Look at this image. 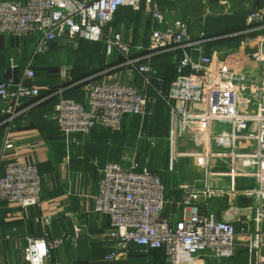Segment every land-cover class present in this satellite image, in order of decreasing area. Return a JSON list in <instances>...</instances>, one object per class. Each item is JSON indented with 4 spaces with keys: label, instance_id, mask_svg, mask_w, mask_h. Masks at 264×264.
Masks as SVG:
<instances>
[{
    "label": "built area",
    "instance_id": "1",
    "mask_svg": "<svg viewBox=\"0 0 264 264\" xmlns=\"http://www.w3.org/2000/svg\"><path fill=\"white\" fill-rule=\"evenodd\" d=\"M146 3L147 15L162 28H153L148 37L147 52L130 56L129 47L118 33L105 38L106 53L117 49L128 72H137L145 85L156 74L150 64L158 52H179L175 76L166 91L157 95L168 105L170 151L167 169L173 170L177 157L174 145L180 136L192 141L195 155L202 159L201 177L192 183H181L180 218L164 215L172 201L165 196L160 176L146 167L137 169L131 159L127 166L107 162L100 169L94 211L109 218V228L102 234L108 250L104 259L125 264L130 244L135 252L163 249L167 264L214 262L233 257L238 236L245 239L247 264H264V68L261 75L239 72L229 66L224 53L215 48L206 52L209 38L204 31L193 39L188 24L181 19H167L154 0H0V34L13 37H36L37 43L18 79H0V125L6 131L15 120L28 115L41 101L36 85L34 56L48 44L61 39L99 41L103 28L113 20L121 6L134 10ZM229 12L228 0H217ZM202 19L210 14L204 1ZM243 31L251 35L247 46L252 58L264 67V9L253 7L244 19ZM141 49V46H138ZM175 55V54H174ZM10 69L17 67L9 59ZM70 65H64L60 77L70 81ZM261 78L263 80H261ZM29 82V83H26ZM65 90L59 88L58 93ZM86 103L59 95L45 116L56 122L67 143L80 145L73 135H86L99 124L120 131L126 115H144L147 97L133 83L115 80L90 86ZM193 107H189V105ZM219 125L220 129L214 130ZM138 138L154 144L155 139L143 132ZM13 147L6 138L2 152ZM237 177H249L251 187L236 188ZM228 179L224 186L220 181ZM236 200L243 196L253 211L251 228L240 219L239 232L232 221L218 218L211 209L213 198ZM41 198L40 176L36 165L10 160L0 172V201L17 202L22 207L37 205ZM73 212H65L72 217ZM44 217V223L52 221ZM68 236L53 237L43 232L28 237L23 259L28 264H47L51 252ZM77 264V263H69Z\"/></svg>",
    "mask_w": 264,
    "mask_h": 264
},
{
    "label": "crops",
    "instance_id": "2",
    "mask_svg": "<svg viewBox=\"0 0 264 264\" xmlns=\"http://www.w3.org/2000/svg\"><path fill=\"white\" fill-rule=\"evenodd\" d=\"M154 1L168 20L186 21L193 39L198 37L200 31H204L209 38L206 52L211 48L220 50L229 66L242 73L261 75L263 68L252 58L251 48L246 45L251 35L243 29L248 12L254 6L264 9V0H228L230 11L227 13L217 0ZM204 1L210 8V14L202 19ZM147 6L142 1L139 10L128 6L119 7L113 20L103 28L99 41L79 38L70 41L71 44H64L61 39H57L50 42L45 50L35 54L34 69L41 102L28 115L17 118L11 129L6 131L5 126L0 125V172L10 160L36 165L41 198L37 205L29 207H22L17 202L0 201V264H28L23 259L27 238L40 237L45 231L53 237L68 236L51 252L47 264H116V261L104 259L108 245L102 234L109 228V218L93 209L100 169L107 162L127 166L133 158L138 164L137 169L146 167L156 172L164 185L165 196L172 201L164 215L172 220L181 217L179 201L182 192L178 185L192 183L201 177L198 168L201 169L202 159L195 155L192 141L180 136L174 145L178 154L174 169H167L170 151L168 105L157 95L158 91H166L173 80L179 52L154 54L150 64L156 74L151 83L145 85L140 74L128 72L122 64L123 56L117 49L107 54L105 48V38L118 33L121 41L128 45L130 56L145 54L151 30L163 27L147 15ZM36 43V37L0 34V79H18ZM10 58L17 63L14 69L9 67ZM64 65L71 66V80L68 82L74 79L77 83L82 81L81 84L65 83L60 77ZM115 80L133 83L147 97H155L156 101L146 104L147 113L144 115H126L122 119L120 131L96 124L86 135H73L80 145L67 143L56 122L47 118L45 113L51 111L59 95L85 104L90 86ZM64 86L65 90L58 93L59 88ZM4 105L5 102L0 100V109ZM216 128L220 129L219 125ZM139 132L154 137L155 143L140 140L137 136ZM5 138L13 147L2 152ZM177 171L188 172L191 180L175 176L173 179ZM220 183L227 186L228 179ZM234 185L236 188L251 187L253 180L237 177ZM211 209L218 218L232 221L237 232L241 218L246 221L247 229L253 225L250 201L243 196H238L236 200L226 196L213 198ZM68 211L75 215L65 216ZM46 216L53 218L51 223H44ZM261 224L264 226V218ZM244 239L243 235L238 236L239 244L233 256H243L241 264L248 263L246 249L241 244ZM129 248L125 264H167L163 260L164 251L161 248L148 252H135L133 244Z\"/></svg>",
    "mask_w": 264,
    "mask_h": 264
},
{
    "label": "rangeland",
    "instance_id": "3",
    "mask_svg": "<svg viewBox=\"0 0 264 264\" xmlns=\"http://www.w3.org/2000/svg\"><path fill=\"white\" fill-rule=\"evenodd\" d=\"M255 7V6H254ZM256 7H258V6H256ZM253 8V7H252ZM251 8V9H252ZM209 12H210V8H209ZM32 37H34V36H32ZM61 42L62 43H69V44H71L70 43V41H67V40H61ZM260 66H261V68H264L263 67V65H261L260 64ZM65 83H75V84H81L82 83V81L81 82H79V83H77L74 79H73V81L72 82H68V81H66ZM74 84V85H75ZM217 128H216V126L214 125V130H216ZM198 168V167H197ZM201 168V167H200ZM198 170H199V172H200V170L201 169H199L198 168ZM202 172V171H201ZM195 173L197 174L198 173V171H196L195 170ZM198 175H199V173H198ZM177 177V178H182V179H186V178H190V180H191V175H188V172L186 173L185 171L184 172H180V171H177V173L175 174L174 173V175H173V179L175 178V177ZM179 180H181V179H179ZM186 180H189V179H186ZM241 251H244L243 249H241ZM236 257V258H235ZM235 257H233L232 259H230V260H228V261H226V260H222V262L220 263V264H241V262H242V259H243V256H241V255H236ZM235 258V259H234ZM238 259H239V261H238ZM194 264H216V263H214V262H198V263H194Z\"/></svg>",
    "mask_w": 264,
    "mask_h": 264
},
{
    "label": "trees",
    "instance_id": "4",
    "mask_svg": "<svg viewBox=\"0 0 264 264\" xmlns=\"http://www.w3.org/2000/svg\"><path fill=\"white\" fill-rule=\"evenodd\" d=\"M205 33V32H204ZM206 35V34H205ZM66 97V96H65ZM68 97V96H67ZM147 134V133H146Z\"/></svg>",
    "mask_w": 264,
    "mask_h": 264
}]
</instances>
